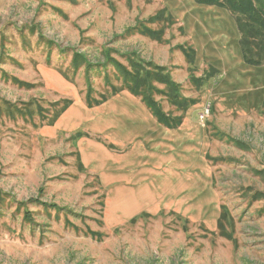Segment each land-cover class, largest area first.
Returning <instances> with one entry per match:
<instances>
[{"label":"rangeland","instance_id":"obj_1","mask_svg":"<svg viewBox=\"0 0 264 264\" xmlns=\"http://www.w3.org/2000/svg\"><path fill=\"white\" fill-rule=\"evenodd\" d=\"M198 4L0 0V264H264V115L223 116L206 101L217 74H212L217 50L202 49V44L211 48L214 27ZM163 7L176 21L170 20L166 42L125 34L138 21L160 16ZM194 18L202 54L197 63L195 56L197 70L189 71L183 48L195 47L177 21ZM148 25L158 29L163 24ZM132 50L165 65L183 95L196 99L186 114L211 104L210 116L203 122L199 118L205 131L200 149L167 147V161L159 164L164 147L151 144L154 138L146 140L147 122L127 125L139 133L130 140L119 121L147 113L155 117L143 101L140 106L108 96L113 85L122 84L114 64L128 66L125 54ZM76 53L91 68L76 70ZM193 75L204 76L200 86L191 81ZM13 78L34 86H20ZM90 89L97 99L92 105L86 99ZM156 99L165 112H175L166 98ZM64 104L66 109L54 121ZM115 141L117 145L111 143ZM79 146L93 159L90 168L103 158L113 159L120 175L136 172L130 188L137 195L155 176L161 182L168 175L174 190L188 185L182 195L186 201L151 211L146 210L152 205L148 203L142 209L147 216L135 222L114 219L110 211L115 206L107 207L99 175L80 167ZM129 148L138 150L139 159L125 156L120 169L115 167L117 158L104 151L120 154ZM161 187L156 186L157 193ZM223 205L230 216L220 231Z\"/></svg>","mask_w":264,"mask_h":264},{"label":"crops","instance_id":"obj_2","mask_svg":"<svg viewBox=\"0 0 264 264\" xmlns=\"http://www.w3.org/2000/svg\"><path fill=\"white\" fill-rule=\"evenodd\" d=\"M197 6L198 8H201L199 4ZM201 6L203 7V14L206 16V22L212 23L214 27V32L210 31L212 35L211 48L208 47V45L202 44V49L204 53H209L211 49L215 52L217 50L215 53L217 60L214 62L217 74L214 78V82L210 84L209 88L207 89V95L205 98L206 101L211 102L214 113L218 111L223 116L257 115L262 118L261 116L264 115V113H262L264 111V64L257 66L248 64L245 61L240 45L241 33L236 19L229 10L214 5L203 6L202 4ZM200 20L203 21L202 19ZM178 22H180L179 24L184 28L187 38L195 47L197 63L199 56L202 54L197 38L198 34L200 33V30L197 28L198 19L194 18L190 23L182 20L177 21V23ZM183 64L186 63L183 61ZM116 99L133 101L138 105L143 106L141 103L142 100L134 96L129 91L116 93L111 97L110 101ZM198 107L196 108L197 111L193 110V112L190 111L191 113L189 112L185 115L182 124L178 128H167L163 126L150 113H147L142 118L137 115L129 114L132 116L125 117L119 122H121L122 126L124 128L126 127L128 133L131 134L130 140H135V137H137L139 133L135 134L134 131L128 129L127 125H135V123L147 122L148 131L146 140L154 138L150 141L151 144H161L164 147V152H162V154L160 153L158 157L160 159L159 164H162L167 161V155L165 154L167 147L174 148L175 146H178L181 147V149H186L192 145H195L198 149H200V145L204 140L205 131L198 117L200 112L198 110H201L202 108L198 109ZM143 108L145 109L146 107L144 106ZM194 112H198V115ZM60 123L61 120L59 125ZM57 130L58 125H56V127L51 132L54 133V131L56 132ZM173 139L175 140V144H173ZM111 143H115V145H117L118 142L115 141ZM81 149L82 147L79 146L77 152L83 169L85 171L89 170V172L99 175L98 177L100 182L105 188L107 207H109V210H112V204L115 206L114 210L110 211L114 219L121 220V218H116V216L126 217V219H133L134 217L139 216L141 210L145 209L148 203H152V205L146 210L151 211L156 208L158 210H161L162 208L164 209L166 205L170 203L179 204L186 201L182 195L184 194L185 188L188 187V185H186L184 188V186L176 184L181 187L174 190L171 183L173 180H171V178L168 180V175H164L165 177L161 180V182L158 178L159 176H155L150 182L152 185L149 183L140 187L141 192L139 195H137L136 192L130 188L132 183L137 178L136 172L133 175L132 172L126 173L124 171H120V175L119 172L114 170L112 163L113 159L105 160L103 158H100V162L98 163L99 166L90 168V161H93V159L89 153L85 151L81 153ZM122 149L120 150V154L117 151L104 150L106 153H109L112 158H117L115 160L116 168L119 167L122 158L125 156L127 159L132 156H135L137 159H139L137 156L139 152L136 148L131 150L130 148L125 150ZM114 152L118 154H115ZM201 154L203 155V151ZM133 161L134 160L131 159V162ZM201 163L203 168H205V164L202 160ZM194 164L195 163H193V165ZM191 178L193 182L196 180V176L194 174H191ZM208 178H210L209 172ZM120 179L125 180L126 184H120ZM160 185H162L161 190L159 193H157L158 190L155 188L156 186L159 187ZM115 198L117 199L116 202ZM180 206L183 205H179V207ZM141 213L148 212L143 211Z\"/></svg>","mask_w":264,"mask_h":264},{"label":"trees","instance_id":"obj_3","mask_svg":"<svg viewBox=\"0 0 264 264\" xmlns=\"http://www.w3.org/2000/svg\"><path fill=\"white\" fill-rule=\"evenodd\" d=\"M196 1L199 4L209 6L214 5L229 10L236 19L241 33L240 45L245 61L251 65H260L264 62V0ZM170 20L176 22L173 18V15L169 13L166 8H164L162 9L160 16L153 15L147 19V21H138L136 25L128 28L125 34H142L153 41L164 43L166 42V29L170 24ZM157 21L163 24L158 29L148 25L154 23L156 24ZM181 28L183 29V27ZM183 50L185 58L189 64V71L190 69L196 71L197 69L194 67L196 56L195 50L193 48L188 50L183 48ZM125 55L128 61V66H125L119 61H116L114 64L115 68L118 70L119 77L122 79L121 87L117 88L113 85L112 91L108 96L114 95L122 90H127L133 95L139 97L148 106V108L152 111V113L162 125L168 128H178L182 124L187 110L195 103L196 99L188 98L183 95L181 84L173 78L171 72L166 66L159 65L151 60H144L134 50L127 52ZM74 57L73 65L76 70H79L84 65H86L87 69L92 66L82 55H77L76 53L74 54ZM81 58L84 60L86 59V62ZM106 59L107 61L111 60L108 56ZM214 72L217 73V71L213 68L212 74ZM203 77L204 76L197 77L196 75H193L191 77V81L197 82L200 86V82L202 81ZM12 80L20 86H26L28 88L34 86L32 83L30 84L17 78H13ZM90 88L92 89V87ZM92 90L86 94V99L90 105L96 103L97 100L93 99ZM157 95L166 98V100L171 106L174 107L175 112L177 113L173 111L165 112L160 101L156 99ZM108 96H103L101 99L104 100ZM53 105H59V101ZM65 109L66 104L60 108L59 112L54 118V121L58 119ZM79 163L81 169H83L81 161ZM142 216H147V214L143 213L137 217H134L130 221L135 222L137 219H139V217ZM229 216L230 214L228 207L225 205L221 206V215L218 220V230H223L225 220L228 219Z\"/></svg>","mask_w":264,"mask_h":264},{"label":"built area","instance_id":"obj_4","mask_svg":"<svg viewBox=\"0 0 264 264\" xmlns=\"http://www.w3.org/2000/svg\"><path fill=\"white\" fill-rule=\"evenodd\" d=\"M211 113V104H207V106L205 108H203L200 113H199V118L200 120L203 122L204 120H206Z\"/></svg>","mask_w":264,"mask_h":264}]
</instances>
